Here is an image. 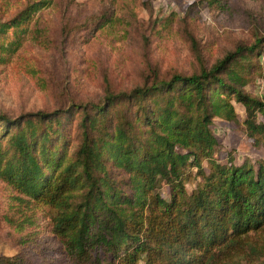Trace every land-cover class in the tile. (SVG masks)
<instances>
[{"label":"trees","instance_id":"trees-1","mask_svg":"<svg viewBox=\"0 0 264 264\" xmlns=\"http://www.w3.org/2000/svg\"><path fill=\"white\" fill-rule=\"evenodd\" d=\"M51 3L34 2L0 32ZM263 53L264 35L209 68L106 89L97 103L0 114V180L18 202L49 210L65 264H264V160L219 162L211 130L214 119L236 122L237 103L247 137L264 145V100L245 90L253 74L264 79ZM70 125L73 152L61 139Z\"/></svg>","mask_w":264,"mask_h":264},{"label":"rangeland","instance_id":"rangeland-1","mask_svg":"<svg viewBox=\"0 0 264 264\" xmlns=\"http://www.w3.org/2000/svg\"><path fill=\"white\" fill-rule=\"evenodd\" d=\"M37 1L0 0V26ZM263 35L264 0H52L30 20L0 32V114L16 119L97 103L106 89L129 91L156 76L209 68ZM259 62L264 64V53ZM245 90L263 101L264 79L253 74ZM233 104L236 122H212L218 142L214 158L223 163L233 158L236 164L264 160V145L246 135L245 109ZM68 130L61 139L73 152L77 133L71 125ZM190 172L188 188L196 180V170ZM15 196L0 180V257L65 264L51 233L49 210Z\"/></svg>","mask_w":264,"mask_h":264}]
</instances>
